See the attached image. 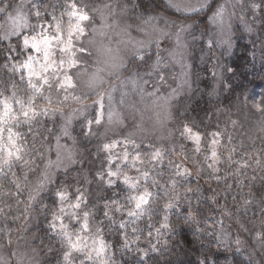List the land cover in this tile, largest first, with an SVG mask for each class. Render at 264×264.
Wrapping results in <instances>:
<instances>
[{
	"label": "clouds",
	"instance_id": "9594fccd",
	"mask_svg": "<svg viewBox=\"0 0 264 264\" xmlns=\"http://www.w3.org/2000/svg\"><path fill=\"white\" fill-rule=\"evenodd\" d=\"M0 264H264V0H0Z\"/></svg>",
	"mask_w": 264,
	"mask_h": 264
}]
</instances>
